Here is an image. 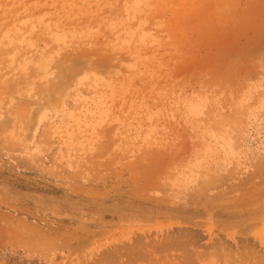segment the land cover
<instances>
[{
  "label": "rangeland",
  "instance_id": "rangeland-1",
  "mask_svg": "<svg viewBox=\"0 0 264 264\" xmlns=\"http://www.w3.org/2000/svg\"><path fill=\"white\" fill-rule=\"evenodd\" d=\"M0 264H264V0H0Z\"/></svg>",
  "mask_w": 264,
  "mask_h": 264
}]
</instances>
